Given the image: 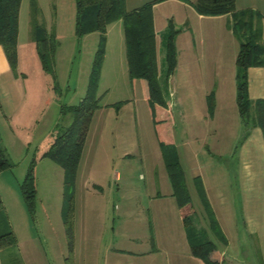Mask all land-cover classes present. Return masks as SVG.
I'll list each match as a JSON object with an SVG mask.
<instances>
[{"label":"rangeland","instance_id":"1","mask_svg":"<svg viewBox=\"0 0 264 264\" xmlns=\"http://www.w3.org/2000/svg\"><path fill=\"white\" fill-rule=\"evenodd\" d=\"M143 1L124 0V7ZM181 1L158 0L152 4L157 48L159 44L158 50L155 47L156 61L159 57V79L168 108L167 115L162 111L158 115L164 117L163 132L168 134L185 171L192 221L218 250L221 242L208 228L191 184L186 146L195 148V167L205 176L212 198V181H222L224 176L229 183L227 191L233 197L239 194L240 171L251 166L241 170L232 149L241 134L226 136L221 147L214 148L203 126L202 130H192V117L199 120L204 111L207 115L213 112L214 97L206 89L203 74L199 75L203 59L194 50L189 55L181 47L183 27L190 19L188 7L177 3ZM36 5L37 20L53 35L52 71L43 69L39 62L30 33L29 0H20L18 6L14 68L7 66L0 71V142L11 162L0 169V200L16 239L14 244L4 246L0 260L11 263L19 259L18 240L21 244L29 242L33 264H172L188 254L195 264H201L186 251L184 239L180 242V207L172 197H166L170 196V185L157 144V125L144 95V80L128 76L119 18L105 25L95 87L98 106L92 112L75 168L66 228L61 216L62 168L43 152L56 122L64 124L69 119L68 114L60 117V104L76 103L84 94L99 33H75L73 0H36ZM169 17L178 28L173 39L176 62L163 83L162 45L158 41ZM209 93L213 103L210 113ZM29 164L34 185L31 208L19 186ZM154 192L166 198L151 200ZM212 204L218 208L214 201ZM242 243L246 257L242 264H253L254 251Z\"/></svg>","mask_w":264,"mask_h":264},{"label":"trees","instance_id":"2","mask_svg":"<svg viewBox=\"0 0 264 264\" xmlns=\"http://www.w3.org/2000/svg\"><path fill=\"white\" fill-rule=\"evenodd\" d=\"M74 31L80 35L89 30H97L99 42L95 51L92 68L84 94L76 103L60 104V117L68 114L67 123L56 122L53 136L43 155L50 157L62 168L61 216L67 229L72 204V183L75 168L80 156L83 140L93 110L98 106L95 87L98 75V64L102 54L105 25L119 18L122 24L126 70L130 78L144 80V95L150 106L154 124L157 125V140L165 173L171 186V194L181 211V221L191 255L201 264H218L219 252L215 243L205 236L206 232L193 223L190 211V195L186 188L183 169L178 162L173 144L164 131V117L167 115L165 92L160 83V76L155 52V32L152 24V4L158 0H146L135 7L126 9L124 0H73ZM186 1L187 0H182ZM20 0H0V46L10 68L15 65L17 15ZM193 10L199 14H228L227 26L238 40L234 56L235 104L242 123L241 137L247 134L251 125L259 127L264 141V100L250 99L247 95L246 71L249 66L264 65V40L261 38V14L252 8H235L234 0H191ZM38 7L36 0H29L30 33L39 58L40 65L52 71V52L54 40L52 33L37 20ZM166 30L160 37L162 45L163 83L175 68L174 36L178 28L174 27L171 18L166 19ZM177 105V104H176ZM212 94L207 95V110L212 111ZM169 116V115H168ZM164 139V140H163ZM4 147L0 142V169L10 165ZM193 184L203 208L207 226L220 241H225L201 180L193 177ZM22 197L28 208L33 205L34 185L31 166L28 165L19 184ZM2 210L0 200V248L16 242L15 236ZM192 229H191V228ZM203 233H202V232Z\"/></svg>","mask_w":264,"mask_h":264},{"label":"crops","instance_id":"3","mask_svg":"<svg viewBox=\"0 0 264 264\" xmlns=\"http://www.w3.org/2000/svg\"><path fill=\"white\" fill-rule=\"evenodd\" d=\"M188 1L177 2L188 7L190 11V19L186 21L185 28L183 27L185 36L180 44L183 49L188 50L189 55L194 50V54L199 53L200 58L203 59L199 75L203 74V82L208 84L206 89L211 90L214 97L213 112L207 115L204 111L202 118H199V120L192 117L194 126L191 127L193 132H196L198 129L202 130L203 126L205 128L203 132L205 131L208 134L207 138L210 135L212 147H221L226 136L237 137L238 134L242 133L243 129L235 104L234 56L238 40L227 26L228 14H199L193 10ZM135 6L137 5L132 7ZM234 6L235 8L249 7L261 14V38L264 40V0H234ZM182 23L184 24V22ZM216 31L219 33L217 36L215 35ZM154 32L155 47L158 50V30L155 28ZM215 39L218 40L215 41ZM158 42L160 43V38ZM159 60L158 57V66ZM7 66L8 63L0 46V71H5ZM246 78L248 97L251 100L254 98L264 100V65L247 67ZM186 147L190 156V164L188 166L193 190L196 192L193 177L198 176L219 228L225 237V241H220L221 243L217 246L219 252L218 264H231L232 262L242 264L246 260L242 242L246 243L245 246L248 249L254 251L256 257L252 261L253 264H264V141L259 127L251 125L247 134L240 138L236 146L232 147L239 163L242 165L241 170H244V167L249 168L251 166L250 170L240 171L239 194L234 197L226 189L229 183L225 176L222 181H212L210 187L214 190V197H211L205 176L195 167L196 150L193 146ZM229 147H231V144ZM178 159L181 164L179 154ZM184 172L183 169V175ZM167 194L170 196L166 197H172V201L176 205L175 199L171 194V186ZM164 197L163 193L154 192L151 200L164 199ZM212 200L217 204L218 208H215ZM178 213L181 216L180 208ZM237 215H239V218H237ZM183 239L186 244V251H188L189 247L184 226L182 225L180 242L182 240L183 243ZM231 243L233 244L231 245ZM28 244V241L21 244L17 240L19 259L11 263H3L0 260V264H33ZM230 245L234 249H231ZM154 247L155 249L158 248ZM3 249L4 247L0 248V252ZM151 250L150 248L149 251ZM234 250H237V252L234 253ZM239 250L243 253L239 254ZM191 257L189 254L188 256L183 255L182 261H176L178 260L176 259V262L173 261L172 264H195L196 260Z\"/></svg>","mask_w":264,"mask_h":264}]
</instances>
